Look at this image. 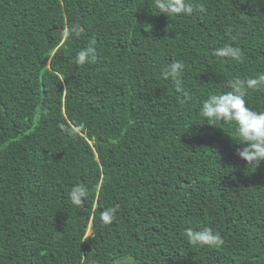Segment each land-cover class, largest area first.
<instances>
[{
    "label": "trees",
    "instance_id": "trees-1",
    "mask_svg": "<svg viewBox=\"0 0 264 264\" xmlns=\"http://www.w3.org/2000/svg\"><path fill=\"white\" fill-rule=\"evenodd\" d=\"M260 74L264 0H0V264H264V162L200 114ZM206 227L223 243L189 242Z\"/></svg>",
    "mask_w": 264,
    "mask_h": 264
},
{
    "label": "clouds",
    "instance_id": "clouds-1",
    "mask_svg": "<svg viewBox=\"0 0 264 264\" xmlns=\"http://www.w3.org/2000/svg\"><path fill=\"white\" fill-rule=\"evenodd\" d=\"M161 13L168 14L174 5L161 3ZM176 11H184L191 13L190 5L181 4ZM69 35L65 33V38ZM217 57L231 58L240 61L242 58L241 49L233 46H226L216 49L213 53ZM96 56L95 48L90 44L87 48L77 53V63L84 64L88 60H94ZM183 64L179 61L173 62L168 69L162 73L164 78H173L177 91H183L182 81L176 79L183 70ZM264 87V74H260L256 78L247 80L234 79L231 82L230 91L221 94H212L205 99L201 105L200 114L207 118L211 123L216 122H235L236 131L241 138L240 143H236L239 147L235 148V154L246 163V165H254L258 167L264 162V111H257L247 106L245 100L246 88ZM86 196V188L77 185L73 188L70 197L76 205L82 203V199ZM115 209L105 212L103 215L104 222L108 223L112 220V213ZM188 240L193 245H220L223 243L219 233L213 232L210 228H204L200 231L187 230Z\"/></svg>",
    "mask_w": 264,
    "mask_h": 264
}]
</instances>
